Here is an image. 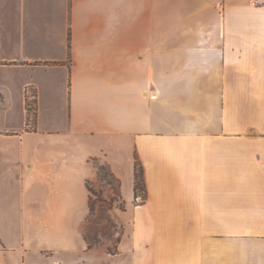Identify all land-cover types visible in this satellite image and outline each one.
<instances>
[{"label":"crops","instance_id":"crops-1","mask_svg":"<svg viewBox=\"0 0 264 264\" xmlns=\"http://www.w3.org/2000/svg\"><path fill=\"white\" fill-rule=\"evenodd\" d=\"M0 96V264H264V0H0Z\"/></svg>","mask_w":264,"mask_h":264},{"label":"rangeland","instance_id":"rangeland-1","mask_svg":"<svg viewBox=\"0 0 264 264\" xmlns=\"http://www.w3.org/2000/svg\"><path fill=\"white\" fill-rule=\"evenodd\" d=\"M93 165L99 167L102 165L99 161H94ZM96 172V170H95ZM107 183L102 179V176L99 174L96 175V179L90 182L92 189L99 190L101 186L106 185ZM116 186V184H114ZM118 208L122 207V204L118 203ZM257 227H235V233L250 232ZM245 229V230H244ZM123 232L122 225L118 224L111 212L108 210L105 204H99L96 202L94 207L93 215H91L83 226V233H85L92 243H97V246H104L113 250L116 245V239L120 238V235ZM241 241L235 242L236 250H241Z\"/></svg>","mask_w":264,"mask_h":264},{"label":"trees","instance_id":"trees-1","mask_svg":"<svg viewBox=\"0 0 264 264\" xmlns=\"http://www.w3.org/2000/svg\"><path fill=\"white\" fill-rule=\"evenodd\" d=\"M96 161L95 159L92 161V163ZM96 175L98 176L99 174L102 176V179L112 187L114 191V196L110 197L109 199H104L102 196V191L92 189L90 186V183H86L87 190L89 192V197H88V216L86 218V222L88 221L89 217L93 215L94 212V207L96 202L99 204H105L110 211L113 207V202L117 199V196H119L118 192V186L119 182L118 180L113 176V174L110 172L109 167L102 163L99 167H96ZM116 184V186L114 185ZM137 196H141L142 198V203L146 199V189H145V183H144V178H143V171L140 163L136 160L135 161V172H134V198ZM122 209V207H119ZM84 240L86 241V245L88 249L96 247L98 244L92 243L89 239V237L83 233ZM120 238L116 239V245L113 250H110L109 248H106L107 252L110 254H114L117 251V243L119 242Z\"/></svg>","mask_w":264,"mask_h":264},{"label":"built area","instance_id":"built-area-1","mask_svg":"<svg viewBox=\"0 0 264 264\" xmlns=\"http://www.w3.org/2000/svg\"><path fill=\"white\" fill-rule=\"evenodd\" d=\"M0 101H1V96H0ZM134 203H135L136 205L141 204V203H142V198H141V196H137L136 198H134Z\"/></svg>","mask_w":264,"mask_h":264}]
</instances>
